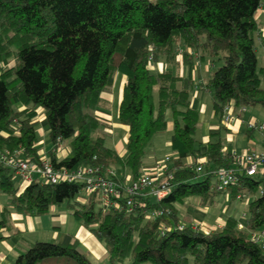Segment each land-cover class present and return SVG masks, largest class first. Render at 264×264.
<instances>
[{
	"label": "trees",
	"instance_id": "1",
	"mask_svg": "<svg viewBox=\"0 0 264 264\" xmlns=\"http://www.w3.org/2000/svg\"><path fill=\"white\" fill-rule=\"evenodd\" d=\"M262 2L0 0V151L22 149L26 159L42 162L35 121L42 108L55 167L99 163L115 168L118 175L129 170L137 180L147 148L154 136L167 130L169 119L179 165L167 197L139 198L129 212L123 207L106 209L97 195L80 202V183L36 180L21 189L14 183L15 172L0 164V193L9 197L0 228L13 211L36 217L66 204L104 244L113 264H264V245L254 240L256 232L264 231V163L255 176L240 173L228 191L233 201L243 194L254 197L247 229H240L232 217L220 232L178 228L179 206L188 198L200 197L203 205H214L215 198L225 194L217 190L211 172L233 162L217 140L208 145L204 174L182 166L187 157L201 155V144L195 139L199 113L191 101L195 84L181 76L176 61L177 47L186 46L201 59L222 63L199 86L212 91L214 110L221 118L227 105L264 107L255 36ZM160 60L167 69L156 74L150 65ZM116 73L127 77L118 112L129 133L123 157L107 144V126L95 116ZM65 140L71 143L72 156L59 160L56 152ZM155 210L163 215L148 219L146 212ZM162 225L169 231L162 234ZM13 264L96 263L76 238L63 234L57 241L32 244Z\"/></svg>",
	"mask_w": 264,
	"mask_h": 264
},
{
	"label": "crops",
	"instance_id": "2",
	"mask_svg": "<svg viewBox=\"0 0 264 264\" xmlns=\"http://www.w3.org/2000/svg\"><path fill=\"white\" fill-rule=\"evenodd\" d=\"M256 21L259 30L256 32V53L259 62V52L262 51V59L264 62V0L258 12L256 13ZM176 61L180 63V74L185 78H192L195 88L191 95L192 104L197 107L199 113V123L195 134V139L200 145L201 155L187 157L183 160V165L188 169L195 170L200 164L207 165L208 159L205 153L208 150L210 142L221 141V151L224 155H228L230 160L234 154L243 155L249 151L257 153L264 152V136L261 132L249 128L250 123L262 124L258 120L257 115H253V111L245 107L232 106L231 114L235 116L232 122H225L224 116L221 118L214 110V98L210 89L200 88L212 77L213 71L220 63L211 61L209 58L201 59L200 55L190 47L179 46L176 49ZM259 68L263 69L264 65ZM152 72L156 74L164 73L167 64L164 60L150 65ZM127 77L122 73H116L111 87L103 93V104L95 111L96 118L107 126L108 138L112 147L121 157L126 154V144L128 142V128L122 125L118 119L120 103L123 98L124 85ZM24 107H20L22 110ZM244 108L241 112V109ZM264 108V107H263ZM250 111V112H249ZM259 111V110H258ZM259 113H264L259 111ZM169 116V113H168ZM38 127H41L42 139H39L38 148L39 155L42 160H50V152L54 150V144L49 137L47 120L45 111L42 108L37 109ZM264 125V124H262ZM120 129L121 133H118ZM174 124L169 119L167 130L153 137L150 146L146 150L143 167L140 176L145 173H151L154 166L163 162L166 157H171L169 168L176 172L179 165H176L178 155L173 150L172 134ZM71 144L65 145L63 142L56 152L59 160L72 156ZM234 165V162L231 166ZM206 167V166H205ZM19 177V176H18ZM20 178V177H19ZM119 178L123 183L133 181V176L129 170L123 174H119ZM21 179V178H20ZM21 189L26 184L21 180ZM229 191V190H228ZM220 194L215 198L214 205H203L200 197H190L185 205L179 206L181 212L180 224L186 226L197 227L198 231L204 234L220 232L226 225L230 217L237 219L240 229H247L248 207L252 202V196L243 194V198L232 200L231 194ZM153 199V198H152ZM78 200L87 202V195H83L81 191ZM8 202V201H7ZM7 202L0 203V221L5 217L4 209ZM43 216L30 217L18 211H13L7 217L6 223L0 228V264H13L16 259L23 254L28 248L36 242L57 241L61 235H71L76 238L82 249L91 254L94 259L107 258L109 254L103 243H101L84 225L83 221L78 220L70 208H65L59 213V207ZM260 234L256 232L255 234ZM253 236V235H251ZM264 245V236L262 237ZM95 263V262H94ZM97 264V263H96Z\"/></svg>",
	"mask_w": 264,
	"mask_h": 264
},
{
	"label": "built area",
	"instance_id": "3",
	"mask_svg": "<svg viewBox=\"0 0 264 264\" xmlns=\"http://www.w3.org/2000/svg\"><path fill=\"white\" fill-rule=\"evenodd\" d=\"M150 61H152V57H150ZM231 110V105L225 107L224 121L226 123L232 122L236 118L230 113ZM243 110L245 109L242 108L241 112ZM14 127H18L17 122H15ZM249 128L261 132L264 136V125L250 123ZM232 160L234 166L219 168L211 172L216 181L217 190L223 193L238 183L240 173H246L250 177L255 176L264 163V152L257 153L251 150L243 155L234 154ZM94 161H96V157H94ZM170 162L171 157H166L163 162L154 166L151 173H145L137 180L126 184L121 182L115 168L103 164L93 163L70 169L55 167L47 159L42 160L41 163L30 161L24 157L22 149L0 151V164L11 168L26 186L36 180L48 184L80 183L82 184L81 191L85 192L88 198L97 195L106 209L119 210L123 207L127 208L129 212L133 210L139 198H154L156 201H160L170 194L175 177V172L169 168ZM205 166V164H200L196 167L195 172L204 174ZM242 198V195L238 196L239 200ZM119 201H124V205H121ZM162 215L163 211L161 210L146 212L148 219L159 218ZM185 227V224L178 226L180 230L185 229ZM169 229L166 225H162L160 228L162 234ZM192 229L198 231L197 227H192ZM263 236L264 231L255 234L254 240L262 243Z\"/></svg>",
	"mask_w": 264,
	"mask_h": 264
},
{
	"label": "rangeland",
	"instance_id": "4",
	"mask_svg": "<svg viewBox=\"0 0 264 264\" xmlns=\"http://www.w3.org/2000/svg\"><path fill=\"white\" fill-rule=\"evenodd\" d=\"M258 51H260L259 52V65H260V67L261 66H263L264 65V62H263V59H262V51L261 50H258ZM13 61H12V65H13ZM219 63H217V65H218ZM221 64L222 63H220V66H221ZM261 79H262V84L264 85V74L263 73H261ZM16 108L17 109H19L20 108V106L18 105V106H16ZM248 110H250V111H253V115H257L258 117V120L262 123V124H264V113H259V111H262V112H264V108L261 106V105H257V106H255V107H249L248 108ZM259 110V111H258ZM249 111V112H250ZM118 130V133H121L120 132V129H117ZM37 135H38V138L39 139H42V132H41V127H38L37 128ZM63 144H65V145H69V144H71L70 143V141L69 140H65V141H63ZM107 144L109 145V144H111V142L109 141V138H107ZM14 183H15V185L16 186H20L21 187V185H22V183H21V179L15 174L14 175ZM201 178H199V179H196L197 181L198 180H200ZM83 195L85 196L86 195V193L85 192H83ZM220 195V194H219ZM8 195L7 194H4V193H0V203H3V202H7L8 201ZM56 207H59L60 208V210H58L57 212L59 213V211H61V210H63V209H65V208H67L68 206L66 205V204H61V205H57V206H54V207H52L53 209H54V211H55V208ZM52 209V210H53ZM47 242H51V241H47ZM89 254V253H88ZM89 256H90V258H91V260L93 261V262H95V263H97V264H113V263H111L110 261H108V259L107 258H102V259H99L98 261H97V259H94L92 256H91V254H89ZM129 263V261H126L124 264H128Z\"/></svg>",
	"mask_w": 264,
	"mask_h": 264
}]
</instances>
